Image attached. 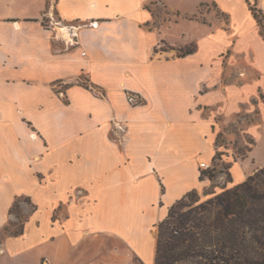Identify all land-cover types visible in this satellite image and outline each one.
Returning <instances> with one entry per match:
<instances>
[{
	"label": "crops",
	"instance_id": "obj_1",
	"mask_svg": "<svg viewBox=\"0 0 264 264\" xmlns=\"http://www.w3.org/2000/svg\"><path fill=\"white\" fill-rule=\"evenodd\" d=\"M200 7H212L205 21L185 19ZM156 10L170 16L162 26ZM192 42L185 55L158 50ZM227 51L251 64L233 82ZM260 93L264 40L246 0H0V264H154L157 224L209 183L199 163L214 152L215 117L247 104L261 116ZM256 152L233 162L229 187L264 166ZM20 197L33 210L14 236Z\"/></svg>",
	"mask_w": 264,
	"mask_h": 264
},
{
	"label": "trees",
	"instance_id": "obj_2",
	"mask_svg": "<svg viewBox=\"0 0 264 264\" xmlns=\"http://www.w3.org/2000/svg\"><path fill=\"white\" fill-rule=\"evenodd\" d=\"M203 176L212 181L216 173ZM156 227L154 264H264V166L204 201L195 190L186 193ZM22 229L23 223L8 233Z\"/></svg>",
	"mask_w": 264,
	"mask_h": 264
},
{
	"label": "rangeland",
	"instance_id": "obj_3",
	"mask_svg": "<svg viewBox=\"0 0 264 264\" xmlns=\"http://www.w3.org/2000/svg\"><path fill=\"white\" fill-rule=\"evenodd\" d=\"M246 1L248 2L250 11L254 15L260 35L264 40V0ZM211 9L212 7H209V9H207L206 7H200L199 13L186 16L185 19L193 20L196 17V20L198 21H205V13L210 11ZM213 11V16L215 18L214 21H218L220 22V24L226 22V17L224 14L220 13L214 7ZM155 17L156 21L153 23L154 26H162L163 20L167 21V19H170V16L162 10H156ZM190 49H194V42L182 48H175L173 46L171 47L163 43H160L158 47V50H168L170 53L175 55H184L183 53L187 52ZM232 56L233 57H231L230 52H223L220 55V61L222 62L224 68H226V70L228 71L226 72V74H228L227 77L233 82L237 78L244 77V73H246L245 70L250 72L251 64L249 62V59H247L245 55L235 54ZM230 57L232 59L231 61ZM262 97H264V94L260 93V96H258L256 98L257 100L255 101L259 102L260 98ZM251 107L252 106L250 104H247V106L243 107V109H241L239 113L233 115V117H231L229 121L225 120L224 122L221 116L215 117L217 126L219 124V126L222 128L215 129L216 139L214 152L210 147L206 149L202 155L203 157H205V159L210 157L209 160L205 161L209 165V167L208 169L203 170L204 173L214 171L216 173V177L212 181L209 180V183L207 182V186L203 191L199 193L197 192V196L199 197L200 202L214 196V194L221 192L225 188H229V182L231 181V165L234 161H239L240 159L244 158L247 152L253 147L255 142L257 146L256 160L264 156V112L260 116L259 109L255 108L254 111H251L249 110ZM251 127H257V130L255 132L256 134L254 135L255 141L254 138L247 133V130ZM123 128L124 127L122 126L121 129H117L124 132ZM212 152L213 154L211 155ZM187 199L186 201H188ZM17 201L19 202L18 207L14 206L12 208V220H9L6 224V232L14 230L16 226H19L22 223L24 225V222L28 217V213L33 210V206L30 205L27 197H20ZM156 203L157 202H155V204ZM162 203L166 204L167 200L163 199ZM20 204H23L24 208H20ZM148 211L151 219L156 218L162 213L161 210L157 209V205H155V208H150ZM15 213H17L18 217L15 215ZM127 261H130L129 264H139L136 258H134L132 261L130 258L115 259L114 262L112 261V264H127Z\"/></svg>",
	"mask_w": 264,
	"mask_h": 264
},
{
	"label": "built area",
	"instance_id": "obj_4",
	"mask_svg": "<svg viewBox=\"0 0 264 264\" xmlns=\"http://www.w3.org/2000/svg\"><path fill=\"white\" fill-rule=\"evenodd\" d=\"M91 25L94 26V23H91ZM65 28H66V33L71 35V39L69 41H66V42L69 43V45H71V46L77 44V41H76L77 33H76V31H74L76 29V27L75 26H68ZM125 98H126L127 103L130 105H133V106L140 105L143 103V99L138 93L126 91L125 92ZM117 128L121 129L122 125L117 126ZM199 167L202 170H206V169H208L209 165L205 161H201L199 163Z\"/></svg>",
	"mask_w": 264,
	"mask_h": 264
}]
</instances>
